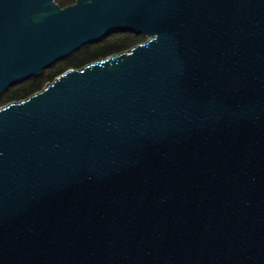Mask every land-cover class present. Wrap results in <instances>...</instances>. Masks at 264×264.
I'll return each instance as SVG.
<instances>
[{
  "label": "water",
  "instance_id": "obj_1",
  "mask_svg": "<svg viewBox=\"0 0 264 264\" xmlns=\"http://www.w3.org/2000/svg\"><path fill=\"white\" fill-rule=\"evenodd\" d=\"M0 264H264V0H0Z\"/></svg>",
  "mask_w": 264,
  "mask_h": 264
},
{
  "label": "trees",
  "instance_id": "obj_2",
  "mask_svg": "<svg viewBox=\"0 0 264 264\" xmlns=\"http://www.w3.org/2000/svg\"><path fill=\"white\" fill-rule=\"evenodd\" d=\"M56 1L61 6H64L73 0ZM145 38L146 37L142 34H135L131 31H123L111 33L99 41L85 44L64 58L57 60L51 66L43 69L39 75L29 77L28 79L9 86L0 94V104L11 100L25 98L30 93L41 88L46 81L51 80L55 75L68 67H80L94 59L126 49L135 43L144 40Z\"/></svg>",
  "mask_w": 264,
  "mask_h": 264
},
{
  "label": "flooded vegetation",
  "instance_id": "obj_3",
  "mask_svg": "<svg viewBox=\"0 0 264 264\" xmlns=\"http://www.w3.org/2000/svg\"><path fill=\"white\" fill-rule=\"evenodd\" d=\"M72 2H74V0L72 1ZM72 2H70V3H72ZM69 4V3H68ZM67 5V4H66Z\"/></svg>",
  "mask_w": 264,
  "mask_h": 264
},
{
  "label": "rangeland",
  "instance_id": "obj_4",
  "mask_svg": "<svg viewBox=\"0 0 264 264\" xmlns=\"http://www.w3.org/2000/svg\"><path fill=\"white\" fill-rule=\"evenodd\" d=\"M47 82V81H46Z\"/></svg>",
  "mask_w": 264,
  "mask_h": 264
}]
</instances>
